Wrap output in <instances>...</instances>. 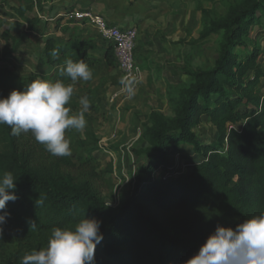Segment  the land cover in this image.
Here are the masks:
<instances>
[{
  "label": "trees",
  "instance_id": "1",
  "mask_svg": "<svg viewBox=\"0 0 264 264\" xmlns=\"http://www.w3.org/2000/svg\"><path fill=\"white\" fill-rule=\"evenodd\" d=\"M31 8L21 4L16 10L23 16ZM258 10L264 11L262 0L239 8L229 20L207 24L203 37L224 31L215 63L195 74L174 117L152 112L150 145L137 151L146 162L118 205L107 203L88 182H77L62 170L73 164L70 156H52L31 133L16 136L9 126L0 125V176L10 171L17 179V199L7 202L10 215L0 226V264H19L23 255L46 246L53 228H71L85 217L99 220L103 233L93 264H185L217 225L235 228L264 213V93L259 89L264 59L259 60L258 46L243 56L235 51L243 44L244 22ZM27 20L34 24L35 19ZM3 36L10 39L7 32ZM54 49L59 50L56 58L50 55ZM93 53L116 65L112 45L103 47L83 33L49 37L40 61L54 66L82 59L90 65ZM35 79H40L38 72L16 71L7 43L0 50V98L14 89L23 91ZM204 114L219 133L217 144L209 147L202 146L193 130ZM184 143L192 144L204 159L170 180L165 174L156 176L158 168L166 169L170 151ZM14 242L18 249L11 261L6 248Z\"/></svg>",
  "mask_w": 264,
  "mask_h": 264
},
{
  "label": "rangeland",
  "instance_id": "2",
  "mask_svg": "<svg viewBox=\"0 0 264 264\" xmlns=\"http://www.w3.org/2000/svg\"><path fill=\"white\" fill-rule=\"evenodd\" d=\"M64 1L67 0H0V50L8 43L18 73L29 75L38 72L40 79H64L65 83H71L70 79L60 76L65 64L51 66L40 61L47 37L62 35L68 38L66 33L63 34L62 27L56 28V23L50 24L55 9L62 8ZM90 1L100 6L107 2ZM112 1L116 3L119 0ZM133 1L129 2L130 7L134 5ZM139 1L140 4L135 8L143 12L144 29L137 27L138 35L143 33V45L140 50L137 44L136 54L142 67V76L136 95L128 99L126 93H122L112 101L111 95L119 88L123 75L117 64L110 66L101 53H93L95 60L89 65L93 78L88 82L74 83V95L68 105L75 112L80 108L81 97L89 96L92 99L90 110L85 114L86 128L82 131H66L73 164L63 166L62 170L77 182H88L111 205H118L128 196L136 171L146 162L145 155L137 151L150 145L148 129L154 124L152 112L161 113L165 118L174 117L184 102L187 89L195 82V74L214 65L224 31L203 37L207 24L213 20H229L239 8L248 7L255 0ZM21 4L32 6L23 16L16 11ZM79 9L96 12L92 7ZM31 16H36L32 26L27 21ZM256 18L260 20L259 23H256ZM74 24L78 30H74L71 37L83 33L86 37L94 38L98 44H108L98 36L91 23ZM244 26L246 31L240 36L243 44L235 51L243 56L258 46L261 49L259 60L263 61L264 11L258 10L256 16L244 22ZM4 32H7L10 39L3 36ZM263 83L264 79L259 86L262 93ZM95 89L99 92L97 95ZM89 91L95 92L93 96L92 93L88 94ZM193 130L202 146L217 144L219 133L208 115L204 114ZM218 148L223 149V146ZM92 149L95 150L90 153ZM167 159L166 169L158 168L155 175L166 174L170 180L177 175L189 173L204 156L192 144L184 143L172 149ZM17 249L18 244L15 242L7 246L8 259L14 260Z\"/></svg>",
  "mask_w": 264,
  "mask_h": 264
},
{
  "label": "clouds",
  "instance_id": "3",
  "mask_svg": "<svg viewBox=\"0 0 264 264\" xmlns=\"http://www.w3.org/2000/svg\"><path fill=\"white\" fill-rule=\"evenodd\" d=\"M50 55L58 57L59 50H52ZM60 76L71 83H65L64 79H35L23 91L14 89L0 98V125L9 126L16 136L31 133L52 156L67 157L72 150L66 130L85 129V114L91 106L89 98L83 96L79 99V110L72 111L68 105L74 95L73 85L90 81L93 71L82 59H67ZM139 83V77L131 74L119 81L128 99L136 95ZM16 180L10 171L0 176V226L10 215L5 211L7 202L17 199ZM31 228H35L34 222ZM100 229L99 220L86 217L71 228L55 227L46 246L23 255L19 264H93L96 246L103 240ZM2 232L0 227V235ZM185 264H264V213L244 219L235 228L217 225Z\"/></svg>",
  "mask_w": 264,
  "mask_h": 264
},
{
  "label": "built area",
  "instance_id": "4",
  "mask_svg": "<svg viewBox=\"0 0 264 264\" xmlns=\"http://www.w3.org/2000/svg\"><path fill=\"white\" fill-rule=\"evenodd\" d=\"M63 16L69 21L91 23L98 36L114 47L116 64L123 77L131 74L141 78L142 68L136 54L138 38L136 26L122 27L112 22L104 14L92 10H69ZM122 93L124 92L121 91L120 85L116 92L111 95L112 101L119 98ZM167 177L168 175L165 174L164 179L169 180Z\"/></svg>",
  "mask_w": 264,
  "mask_h": 264
},
{
  "label": "crops",
  "instance_id": "5",
  "mask_svg": "<svg viewBox=\"0 0 264 264\" xmlns=\"http://www.w3.org/2000/svg\"><path fill=\"white\" fill-rule=\"evenodd\" d=\"M132 0H119L116 3L113 2L112 0H107L106 4L104 6H100L97 5L96 3L93 4L92 1L90 0H67L63 2L62 8H56L55 12L52 14V23L50 24H54L56 23V28L62 27V30L64 31L63 34L67 35V37L71 36V33L74 30H78V27H74L76 26L74 23V21H68L63 14L65 13V11H67L68 9H79V8H93L94 10H96V12H101L103 14H105L112 22L122 26V27H131V26H136V27H140L141 30H143L144 28H142L143 25V12H141L140 10L136 9L135 6H137L138 4H140L139 0H135L133 1V6L130 7V3ZM69 6L67 9L66 7ZM20 7V5H18V8ZM29 10V9H28ZM18 11V10H16ZM38 12V11H36ZM18 13H20L18 11ZM39 13V12H38ZM36 15V14H34ZM36 16H31L30 18L35 19ZM28 21V20H27ZM29 22V21H28ZM68 24V25H65ZM70 25V26H69ZM57 36V35H56ZM59 37H63L62 35H58ZM142 36L143 33H139L138 38H137V44H138V49H142ZM65 37V36H64ZM49 37L46 38V40ZM46 40L44 42H46ZM99 44L103 47H106V45H103L102 43L99 42ZM43 46H45V43H43ZM42 46V47H43ZM140 55L142 56L141 52ZM147 62V61H146ZM149 63L151 61H148ZM141 66V65H140ZM145 67V65H144ZM142 68V67H141Z\"/></svg>",
  "mask_w": 264,
  "mask_h": 264
}]
</instances>
